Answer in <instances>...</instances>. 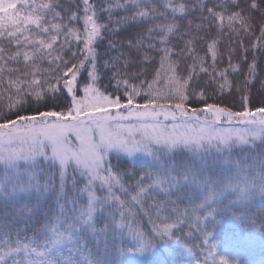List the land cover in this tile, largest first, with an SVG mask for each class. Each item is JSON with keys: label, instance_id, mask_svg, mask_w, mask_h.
<instances>
[{"label": "snow or ice", "instance_id": "obj_1", "mask_svg": "<svg viewBox=\"0 0 264 264\" xmlns=\"http://www.w3.org/2000/svg\"><path fill=\"white\" fill-rule=\"evenodd\" d=\"M82 5V16L65 18L58 0H0V264H120L161 240L188 245L185 228L204 256L212 250L219 264H239L218 254L212 236L225 213L249 226L234 206L264 197V79L255 56L238 88L250 93L259 80L258 106L248 95L234 111L197 92L200 73L231 90L229 69L243 68L229 55L218 70L216 37L205 55L196 52L192 21L180 31L179 18L193 11L186 0ZM195 8L238 38L254 34L258 12L264 45V0L246 9L223 0L220 10L197 0ZM118 10L124 15L114 17ZM184 36L178 50L172 40ZM157 62L149 79L145 65ZM197 98L203 106L191 107Z\"/></svg>", "mask_w": 264, "mask_h": 264}, {"label": "trees", "instance_id": "obj_2", "mask_svg": "<svg viewBox=\"0 0 264 264\" xmlns=\"http://www.w3.org/2000/svg\"><path fill=\"white\" fill-rule=\"evenodd\" d=\"M91 3L96 4L97 9L106 8L108 3L113 2V0H90ZM158 7L161 4V0H156ZM191 6H193V11L185 18H179V22L181 25V33L188 31V22L192 21V36L195 38L194 47L196 52L199 55L206 54V41L210 42L209 37H216L219 40L217 45L218 50L222 53V56H218V70L220 68L228 67V56H232L233 64H242L243 73L238 75L229 69V79L232 81L233 88L229 90L227 87L221 90L219 88V84L212 81L208 75H204L200 73L197 76V82L200 87L197 88V92L203 90L205 96L207 97V103H218L224 107H231L234 111L241 110V100L244 96L250 95L251 98V107L258 106L259 102V80L256 81L255 84L251 87L250 93L245 92L238 88V83L242 81L247 76V68L246 65L251 63L253 56L256 58L257 62V74L259 79H264V45H261L257 41V37H259L260 32V14L258 12H254L255 20L253 21V31L254 34L251 36L242 35L238 38L235 34L231 33L230 30L225 27L222 32H218V29L215 25L209 26L206 22H203L200 19L201 13L198 9L195 8L197 4V0H186ZM223 2V0H205L206 7H215L216 10H220L219 5ZM250 0H237V3L240 4L241 7H247V3ZM59 7L57 11L61 13L62 16L67 18V16L71 12H77L78 15H83L82 13V0H58ZM163 11V8H160ZM232 10H236L233 8ZM124 12L122 10H118L113 13V16H122ZM206 15V12H205ZM108 14L106 12H100V20L101 22H107ZM204 24V29H209L210 31L195 29L196 24ZM81 29L83 28L82 21L77 25ZM189 37L184 36L183 39L173 38V45L179 50L184 47V40H187ZM106 43V41H105ZM256 45L253 48V45ZM229 49H233V52H229ZM248 51L245 52L244 50ZM100 55V59H107L104 56L105 47L100 46L98 48ZM155 55V53H152ZM247 57L246 61H243V57ZM158 61V57H157ZM188 64L191 63L190 60L187 61ZM211 63L210 54H208L207 64ZM148 68V78H151V74L154 70L158 69L159 64L153 63L149 65H145ZM107 83V81H103ZM111 87L109 86L108 91H111ZM204 101L197 98L196 100L191 102V107H201L203 106ZM27 104H31L32 107H27ZM25 105L27 111L30 113L34 110L35 104L33 101L29 99ZM49 107H51V102H49ZM58 110H63V105ZM2 111V109H0ZM12 118V117H9ZM130 167V164H129ZM139 166H137L138 168ZM233 212L236 215H243L248 218L250 221L249 226H245L240 220L236 218L235 215L231 213H225L219 218V223L215 224V228L213 230L212 239L223 247L226 243L233 244L236 247V253L233 255V258L236 257L239 264H250L252 262L257 263L260 259L264 258V230L259 229L261 224H264V203L262 204H252L247 207H235ZM148 227V226H147ZM144 230H146L144 225ZM191 232V236L188 239V245L184 242L176 240V244H173V252L174 254L169 255L159 246L158 243L155 248L152 250L158 249L156 252H153V258L147 259L144 264H204L206 260L208 262L210 255L212 254V250H209V254L204 256V252L206 249L200 247L201 240L196 239V233L192 231V229L185 228L184 235H188ZM211 242V241H210ZM199 253V254H198Z\"/></svg>", "mask_w": 264, "mask_h": 264}, {"label": "rangeland", "instance_id": "obj_3", "mask_svg": "<svg viewBox=\"0 0 264 264\" xmlns=\"http://www.w3.org/2000/svg\"><path fill=\"white\" fill-rule=\"evenodd\" d=\"M121 98L123 99V97H121ZM237 154H239V153H237ZM137 165L139 166V164H137ZM257 202H264V197L259 198L257 200ZM237 207H240V206L238 205ZM144 225H145L146 230H148L149 225H147L146 223H144L142 225L143 229H144ZM126 243H128V242L125 241V244ZM159 244H160L159 246H161V248L167 253V255H169L170 258H172L171 255L174 254V252H173V246L174 245L173 244H176V240L169 238L167 240H161L159 242ZM217 247H218V250L220 249L218 251V254L219 255L227 256L229 258V260H231V261H238V259L236 257H235V259H232V255L235 254V250H236V247L235 246L229 244V245H225L224 247L221 248V246L219 244H217ZM157 250L158 249L151 250L150 252H145L143 254H140V253L134 252V251L130 252L129 254L126 253L122 258H120V264H122V263L125 262L124 261V257L127 256V255H129V258H131V260H133V262H132L133 264H140L143 261H145L146 259L153 258V255H154L153 252H156ZM213 261H215V264H219V257L217 255H215V253L212 251V254L210 255V258H209L207 264H213ZM163 262H164V264H166L165 261H163ZM258 264H264V259L261 260V261H259Z\"/></svg>", "mask_w": 264, "mask_h": 264}]
</instances>
